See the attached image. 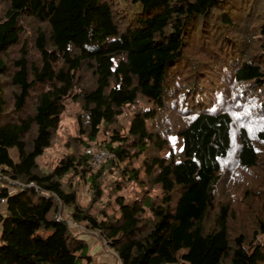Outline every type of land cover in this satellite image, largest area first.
Returning a JSON list of instances; mask_svg holds the SVG:
<instances>
[{
	"label": "trees",
	"instance_id": "trees-1",
	"mask_svg": "<svg viewBox=\"0 0 264 264\" xmlns=\"http://www.w3.org/2000/svg\"><path fill=\"white\" fill-rule=\"evenodd\" d=\"M0 228V264H264V0H0Z\"/></svg>",
	"mask_w": 264,
	"mask_h": 264
},
{
	"label": "built area",
	"instance_id": "built-area-1",
	"mask_svg": "<svg viewBox=\"0 0 264 264\" xmlns=\"http://www.w3.org/2000/svg\"><path fill=\"white\" fill-rule=\"evenodd\" d=\"M87 155L91 158L92 165L94 167V170L99 169L103 163L110 160L112 158L111 153L104 148H96L95 146H91L86 151ZM13 188L10 191V194H15L17 192H24L26 189H29L31 187H36L34 184L30 185H22L18 184L16 182H12ZM38 188V187H36ZM2 203H5V200H2ZM62 218L59 217L58 220H61ZM107 244V243H106Z\"/></svg>",
	"mask_w": 264,
	"mask_h": 264
},
{
	"label": "crops",
	"instance_id": "crops-1",
	"mask_svg": "<svg viewBox=\"0 0 264 264\" xmlns=\"http://www.w3.org/2000/svg\"><path fill=\"white\" fill-rule=\"evenodd\" d=\"M86 239V238H85ZM93 242H88V255L94 264H121L116 255L111 254L108 248H104L101 241L92 237ZM186 264V263H181Z\"/></svg>",
	"mask_w": 264,
	"mask_h": 264
},
{
	"label": "rangeland",
	"instance_id": "rangeland-1",
	"mask_svg": "<svg viewBox=\"0 0 264 264\" xmlns=\"http://www.w3.org/2000/svg\"><path fill=\"white\" fill-rule=\"evenodd\" d=\"M183 144H184V142H183V138L182 137H176L175 138V146L174 147H175L176 151L182 150ZM10 155H11V158L13 159L14 162L17 163L19 161L18 148L15 147V148L10 149ZM52 157H53V154H48V156L44 157V158L40 157L39 158V163L42 162L43 160H46V159H48V161L51 162L52 160H50V158H52ZM80 197H82V200L86 204V202L88 201V195H87V192H86V190L84 188H82L80 190ZM77 230H78V228L76 227L75 231H77ZM0 233H1V228H0ZM40 234L43 235L44 237H48V236H50L52 234V232H43V231H41ZM83 237H85L87 239V241H89L91 243L93 242L91 236L88 235V236H83ZM101 244H102V242H101ZM103 246H104V248L107 247L105 245H103ZM110 252H111V254L114 255V253L112 251H110ZM83 253L88 255V249H87V252L84 251Z\"/></svg>",
	"mask_w": 264,
	"mask_h": 264
},
{
	"label": "bare ground",
	"instance_id": "bare-ground-1",
	"mask_svg": "<svg viewBox=\"0 0 264 264\" xmlns=\"http://www.w3.org/2000/svg\"><path fill=\"white\" fill-rule=\"evenodd\" d=\"M12 182V181H11Z\"/></svg>",
	"mask_w": 264,
	"mask_h": 264
}]
</instances>
